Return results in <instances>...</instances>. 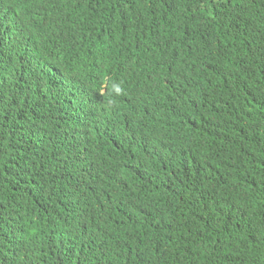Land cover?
Segmentation results:
<instances>
[{
	"label": "trees",
	"instance_id": "obj_1",
	"mask_svg": "<svg viewBox=\"0 0 264 264\" xmlns=\"http://www.w3.org/2000/svg\"><path fill=\"white\" fill-rule=\"evenodd\" d=\"M12 1L0 264H264V0H104L88 40L82 0L29 34Z\"/></svg>",
	"mask_w": 264,
	"mask_h": 264
},
{
	"label": "clouds",
	"instance_id": "obj_2",
	"mask_svg": "<svg viewBox=\"0 0 264 264\" xmlns=\"http://www.w3.org/2000/svg\"><path fill=\"white\" fill-rule=\"evenodd\" d=\"M62 0H14L12 1L13 8L3 11L5 17V25L8 29L13 30L15 33L25 30L27 34L32 28L40 27L38 23L27 24L21 26V22L25 17H46L53 14L57 7L62 10L66 8L60 4ZM104 0H82V4L75 9L74 19L78 26L86 29L88 38L98 32L101 27V10L105 11ZM5 6V4H4ZM118 19V16H117ZM116 19V20H117ZM126 58V57H123ZM127 65V64H123ZM123 65L115 68L109 74L111 83H124V92L130 93V99L145 101L151 98L153 93L147 91L148 86L152 82V78L142 80L144 75L124 78L123 73H129V70L122 68ZM215 87V82L211 84V90ZM107 90L104 86H100L96 93H105ZM196 96H204L201 90L195 91Z\"/></svg>",
	"mask_w": 264,
	"mask_h": 264
}]
</instances>
